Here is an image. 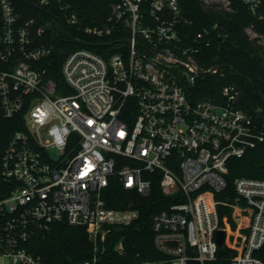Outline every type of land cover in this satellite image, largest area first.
Wrapping results in <instances>:
<instances>
[{"label": "built area", "instance_id": "built-area-1", "mask_svg": "<svg viewBox=\"0 0 264 264\" xmlns=\"http://www.w3.org/2000/svg\"><path fill=\"white\" fill-rule=\"evenodd\" d=\"M205 1L231 7V0ZM244 1L254 12L264 4ZM66 20L80 22L75 11ZM106 22L84 31L119 34L103 43L117 49H73L57 84L39 65L53 49L39 43L43 29L24 21L13 0H0V105L23 123L7 136L0 129V264H45L31 242L54 222L84 226L96 249L113 229L132 225L141 210L111 205L114 180L144 197L158 183L171 196L152 214L163 257L136 264H207L222 247L231 249L229 264H264L256 254L264 248V178L236 177L231 200L228 176L232 158L264 144L263 108H242L234 84L217 98L193 94L203 69L174 52L183 48L180 0H112ZM191 41L209 45L210 30ZM220 207L231 209L224 223ZM75 264H101L100 256Z\"/></svg>", "mask_w": 264, "mask_h": 264}, {"label": "trees", "instance_id": "trees-1", "mask_svg": "<svg viewBox=\"0 0 264 264\" xmlns=\"http://www.w3.org/2000/svg\"><path fill=\"white\" fill-rule=\"evenodd\" d=\"M13 2L22 13L24 21L33 18L34 27L43 29L39 43L52 46L53 49L49 56L43 57L39 65L46 77L54 79L57 84L64 82L62 63L73 49L89 46L102 53L117 49L103 43L120 39L119 34L107 37L84 31L87 25L106 26L112 0H50L46 5H40L37 0ZM64 4H69V7L63 9L61 6ZM180 4L183 48L190 50L196 45L199 49L183 53V48H174V52L182 58L191 55L203 69L191 88L193 94L217 98L224 85L234 84L241 91L239 105L242 108L253 111L261 107L264 110V4L255 12L244 0H231L229 9L220 7L215 1L180 0ZM72 11L79 15L78 24H70L66 20V12ZM60 22L71 37L63 32ZM205 27L210 30L211 43L193 44L192 36ZM248 28L256 35H251ZM74 38L91 42L92 45L77 42ZM216 64L221 67L211 72L209 68ZM22 124L17 119H7L0 105V129L3 136L22 127ZM242 175L264 178V144L248 150L242 157L230 160L228 176L231 200L236 196L234 179ZM107 195L113 199L112 206L124 207L132 204L140 208V218L130 226L113 229L99 243L98 249L84 226L71 225L66 221L54 222L48 232L39 234L31 242L33 251L42 257L45 264H75L90 259L95 251L100 256L101 264H136L143 259L163 257L154 244L152 214L166 207L171 196L163 194L158 183L154 184L150 196L144 197L123 188L115 180L106 191ZM230 211V208L220 207L222 223L225 219H231ZM119 241H122V249L116 248ZM230 250L222 247L218 250L217 260L207 264H229ZM256 254L264 256V248L256 251ZM223 256L225 259H222ZM188 264L201 263L190 259Z\"/></svg>", "mask_w": 264, "mask_h": 264}, {"label": "water", "instance_id": "water-1", "mask_svg": "<svg viewBox=\"0 0 264 264\" xmlns=\"http://www.w3.org/2000/svg\"><path fill=\"white\" fill-rule=\"evenodd\" d=\"M60 27L62 28L63 32L67 33L68 36L71 37V35L67 32L66 28L63 26L62 22H60ZM74 39H75V41H77V42L89 43V42H87V41H83L82 39H79V40H78V38H74ZM220 67H221L220 64H216V65H214V66H212V67L210 68V71H211V72H215V71H217ZM224 240H225V230L220 229V230H218V232H217V242H218L219 247H221V246L223 245Z\"/></svg>", "mask_w": 264, "mask_h": 264}, {"label": "rangeland", "instance_id": "rangeland-1", "mask_svg": "<svg viewBox=\"0 0 264 264\" xmlns=\"http://www.w3.org/2000/svg\"><path fill=\"white\" fill-rule=\"evenodd\" d=\"M248 31H249L250 34L254 33V31L252 29H250V28H248ZM246 221H247L246 218H242L241 223H245Z\"/></svg>", "mask_w": 264, "mask_h": 264}]
</instances>
